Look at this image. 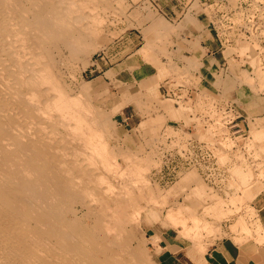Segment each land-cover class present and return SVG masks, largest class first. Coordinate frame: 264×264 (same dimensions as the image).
Returning <instances> with one entry per match:
<instances>
[{
  "label": "rangeland",
  "instance_id": "rangeland-1",
  "mask_svg": "<svg viewBox=\"0 0 264 264\" xmlns=\"http://www.w3.org/2000/svg\"><path fill=\"white\" fill-rule=\"evenodd\" d=\"M65 1L72 4L78 20L86 24L88 35L83 43L90 47L82 43L77 52L60 50L56 55L60 76L71 95L79 99L80 93L82 97L86 94L79 100H86L91 112L109 121L103 139L112 154L94 161L108 184L120 191L127 182L134 183L131 172L136 165L145 168L143 183L139 182L132 193L139 196L136 202L143 207L132 225L136 239L133 245L141 243L150 264H163L157 242L168 231L199 252H206L226 237L264 249V225L257 211L264 196V44L257 39L248 42L228 32L232 20L241 23V10L247 4L242 0H226L225 4L218 0ZM201 41L202 47L215 43L217 48L209 53L213 54L211 58L217 57L220 65L228 67L212 71L214 75L208 81L199 75L203 65ZM178 84L193 91V99L190 96L178 102L169 97V86L178 91ZM189 95L183 91L184 97ZM205 96L220 106L239 103L237 109L243 114L239 125L246 131L245 137L237 134L225 142L234 146L227 150L228 154L217 151L226 173L223 180L206 181L197 169L181 172L170 156L176 152V145L168 137L181 129L198 132L201 141L212 142L211 128L194 115L207 109L202 100ZM257 132L262 133L261 137ZM189 175L192 178L186 180ZM144 182H150L144 187L152 189L142 186L141 191L140 184ZM129 183L126 190L133 185ZM196 190L204 195L194 197ZM179 205V216L186 222L187 231L181 230L183 224H174L167 218ZM190 205L198 207L195 210ZM191 216L199 217L198 227ZM238 220L242 221L240 230L231 233L234 230L230 226Z\"/></svg>",
  "mask_w": 264,
  "mask_h": 264
},
{
  "label": "bare ground",
  "instance_id": "bare-ground-1",
  "mask_svg": "<svg viewBox=\"0 0 264 264\" xmlns=\"http://www.w3.org/2000/svg\"><path fill=\"white\" fill-rule=\"evenodd\" d=\"M66 3L0 0V264H150L132 227L145 168L132 169V188L108 184L94 160L112 154L103 139L109 121L70 94L56 65L60 50L80 51L86 40V24ZM181 206L167 218L187 231ZM198 218L190 219L197 227Z\"/></svg>",
  "mask_w": 264,
  "mask_h": 264
},
{
  "label": "built area",
  "instance_id": "built-area-1",
  "mask_svg": "<svg viewBox=\"0 0 264 264\" xmlns=\"http://www.w3.org/2000/svg\"><path fill=\"white\" fill-rule=\"evenodd\" d=\"M225 1L218 0L221 4H225ZM242 1L243 4H247L245 10H243L244 5H241L243 7L241 10L242 15H240L242 21L240 23L237 20H232L228 28L229 35L238 36L248 42L257 39L261 42L260 44H264V0ZM241 2L239 3L241 4ZM224 68L223 66L222 70ZM184 87V84H178V91H175V88L172 89L169 86V97H175L174 99L178 102L188 100L193 91L187 88L183 89ZM183 91L190 94L189 97H184ZM191 97L193 99V96ZM202 100H204V105H206L205 108L207 109L196 112L194 115L202 120L205 127L211 128L212 142L201 141L198 132L194 131L195 133H192L190 130L181 129V132L177 131L178 134L168 137L170 143L176 145L174 149L176 152L170 156L176 162V167L181 169V172L197 169L206 181L223 180L226 177V173L223 172L225 170L223 165H221L217 151L220 149L227 151L234 148V146L230 147L225 142L232 140L237 134L245 137L246 131L239 125V120L243 118V114L237 109L240 105L239 103L227 102L220 106L211 97L205 96ZM236 127H239L238 130L232 133V129Z\"/></svg>",
  "mask_w": 264,
  "mask_h": 264
},
{
  "label": "crops",
  "instance_id": "crops-1",
  "mask_svg": "<svg viewBox=\"0 0 264 264\" xmlns=\"http://www.w3.org/2000/svg\"><path fill=\"white\" fill-rule=\"evenodd\" d=\"M205 35L209 36L208 33ZM211 35L213 36L212 33ZM201 36H203V31ZM212 39L214 38H210V40ZM202 43L203 41H201L200 47L203 48V65L200 66L199 75L208 81L207 78L214 75L212 71L217 73L223 65H220L221 63L217 60V57L211 58L213 54H209L216 50L215 43H212L209 47H202ZM210 58L213 60L211 61ZM259 202L260 205L257 211L260 221L264 225V196L260 198ZM231 233L234 232L231 231ZM157 243L162 250L163 264H264V249H260L255 243H237L232 237H226L214 243L209 246L206 252L193 249L191 245L189 246V244L180 241L178 235L173 236L171 231L165 232L162 239Z\"/></svg>",
  "mask_w": 264,
  "mask_h": 264
}]
</instances>
